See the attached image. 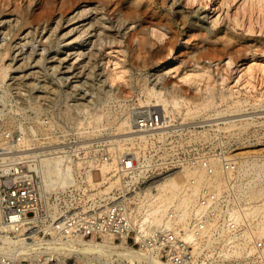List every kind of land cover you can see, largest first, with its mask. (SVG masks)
<instances>
[{
	"label": "built area",
	"instance_id": "obj_1",
	"mask_svg": "<svg viewBox=\"0 0 264 264\" xmlns=\"http://www.w3.org/2000/svg\"><path fill=\"white\" fill-rule=\"evenodd\" d=\"M138 106L132 108L134 128L149 133L148 141L142 146L135 142L118 156L112 171V180L117 179L118 185L108 194L100 192L110 180L99 177V167L113 162L115 152L109 143L95 142L90 127L79 131L76 114L61 119L62 129L27 138L15 131L5 136L0 143L1 227L11 237L21 238L24 245L28 243L31 252L20 255L1 249L0 264H63L54 247L79 235L124 239L126 244L174 264H218L236 251L242 253L237 260H253L255 249L258 262L264 259V233L254 227L251 209L241 204V191L234 184L235 177L240 180L242 174L232 149L217 137L205 141L202 125L176 124L175 118L168 121L159 106ZM51 111L45 113L46 119ZM195 130L197 140L178 142ZM53 155L65 157L73 167L72 175L64 185L49 182L45 188L42 161ZM188 170L201 171L207 177L218 173L221 192L209 185L196 189V179L190 177L183 194L194 202L186 209L161 207V219L148 218L155 205L151 202H155L156 184ZM244 177L246 183L252 179L251 175ZM72 258L64 264H70Z\"/></svg>",
	"mask_w": 264,
	"mask_h": 264
},
{
	"label": "bare ground",
	"instance_id": "obj_2",
	"mask_svg": "<svg viewBox=\"0 0 264 264\" xmlns=\"http://www.w3.org/2000/svg\"><path fill=\"white\" fill-rule=\"evenodd\" d=\"M15 0H0V13L6 12L7 14H15L14 18L3 19L1 23L3 26L9 27L8 32L6 35H10V38L13 35H18V32L22 30L28 23L32 21L30 18V11H31V1L29 0L23 3L22 6L18 7H10V4H13ZM75 1V0H74ZM73 1V2H74ZM102 4V8H105L106 11L108 8L112 10L111 14L115 12L122 14L120 19L118 18L115 22H112L110 27L108 26L107 29L115 28L117 31L124 32L129 28L131 23L135 22L136 18L144 19L146 18V9L142 4V0H98ZM183 4L186 5L188 8L195 7L196 5L204 6L209 13H213L215 16L213 19V27H219L223 24H228L232 29V34L234 37L244 38V39H252L253 37H261L264 36V0H182ZM44 6L48 7L53 12L64 11L66 8L70 7L72 4L71 0H43ZM15 4V3H14ZM98 9V8H97ZM149 12V11H148ZM17 13H19L17 15ZM153 12L152 15H154ZM159 14L156 12V15ZM155 16V15H154ZM84 17L83 11L77 12L72 17H58L56 21L55 27H48L46 23L43 25V29H35L36 31H29L27 33L28 38H25V42L20 44L17 48L18 55H14L12 57V61L18 60L19 55H27L24 57V62L17 66L14 71H22L24 67H27L32 64L33 60L35 59L34 55L37 49L34 47L35 40L38 37H41V41L43 38V31L48 29L50 31L49 39L52 42L53 39L57 38V30L63 27L64 23L72 22L76 19H81ZM157 17V16H156ZM175 18V17H174ZM165 19V18H164ZM177 20V19H176ZM78 21V20H77ZM167 21L166 23L157 22L152 23L147 27L146 32L143 33L144 39L146 41H153L154 44L159 45V48H163L167 43L171 42V38L173 36H177L179 34V30L174 27L173 21L169 14H167ZM178 22V21H177ZM103 21L100 22L98 19H93L86 24H81V26H76L70 28L65 35L67 34H76L77 41H82L84 37L86 40L95 37L94 44L97 46L101 45L98 43L102 39H106V37L110 36L106 32V28L103 25ZM180 23L182 26H185L188 22L186 20H181ZM37 26V25H36ZM164 27L170 31H166ZM39 27V25H38ZM41 27V26H40ZM200 27V26H199ZM196 36L199 38L206 37L207 33L205 29L200 27L197 29ZM95 31L94 34L92 32ZM128 32V31H127ZM126 32V33H127ZM137 32V31H136ZM131 33V32H130ZM133 33V34H132ZM131 34L136 37L135 32ZM30 34V35H29ZM5 35V36H6ZM139 35V34H138ZM33 36V37H32ZM106 36V37H105ZM32 37V38H31ZM134 37V38H135ZM138 37V36H137ZM232 37V36H231ZM233 38V37H232ZM35 39V40H34ZM225 39V37H224ZM264 39V38H260ZM91 40V39H90ZM142 40V38H141ZM87 42V41H86ZM224 45L221 47L219 46H211L209 50L206 52L207 55H220L226 54L229 55L227 61L223 64L225 68H229L231 71H234V76L231 77L232 80L235 81L234 85H240L242 83L253 86V82L259 81L264 83V62L258 61L259 53L264 54V50L261 48L259 52L253 50V47H250L251 51V59L246 63L238 64V56H235L233 51L240 52L242 48L239 47L236 50H233V43L230 39L223 41ZM240 42V41H239ZM141 43V41H140ZM139 43V44H140ZM237 43V42H236ZM143 44V41H142ZM146 43H144L145 45ZM256 44V43H255ZM261 44V43H260ZM44 49L47 50L49 46L47 44H42ZM240 45V43H239ZM16 46V45H15ZM142 46V45H141ZM237 46V45H236ZM241 46H244L241 44ZM262 46V45H260ZM14 47V46H13ZM28 47V48H27ZM257 47V45H256ZM11 44H6L3 48H0V83L4 82L5 79L9 76V72L12 69V65L10 63H5V59L7 56L11 55ZM31 48L30 51L28 49ZM143 48V46L141 47ZM171 48V47H170ZM208 49V48H207ZM98 50V49H97ZM77 52V51H76ZM245 52V51H244ZM87 54L83 49H80L78 55H85ZM247 54V53H246ZM94 53H91V56ZM246 55L243 54L242 57ZM249 56V57H250ZM213 56H209L211 58ZM237 57V58H236ZM44 54L40 56L34 66H40L44 62ZM247 58V57H246ZM245 58V59H246ZM205 59V58H204ZM60 61V65H56L53 69V73H56L58 70H61V65L64 59H57ZM95 64V63H94ZM221 64V63H220ZM116 69L117 71H102L99 73L101 77H105L102 81L107 85L110 86L111 89L108 93L110 98H115V100L119 101L120 95L115 90L112 91L114 85L120 81H126L127 77L131 76V83L134 81V77L131 74L126 73V69H122L118 62H116ZM221 66V65H220ZM29 68V67H28ZM90 68V67H89ZM88 68V70H89ZM95 66H92L90 69L91 73H94ZM114 68V69H115ZM22 69V70H21ZM45 72L40 74V71H33L29 73H23L22 75L12 76L11 79L14 81L13 84L17 85L16 89H20V87H29L35 89L39 92H45L46 84H41L42 82H47L44 78H48V70L44 69ZM221 70V69H220ZM75 69H72V66L68 67L67 70L64 72L72 73ZM85 70L81 68L79 71L75 73L74 76L70 77V75L66 77H60L63 83L67 81H72L75 77H83L85 75ZM86 74V73H85ZM128 74V75H127ZM88 75L91 77L90 73ZM165 75L159 74L156 75L155 78L147 84L146 78L142 80H135L136 82L142 81L144 85L140 91H138L139 95V106L138 107H148V106H159L162 108L163 112L165 113L168 121L173 120L176 118L177 110L176 108H180L186 105L193 114H199L200 111L206 109V105L213 102L214 93L208 95V100L206 103H191L186 100L183 96H180L174 92H166L162 86L159 84L161 83L162 79ZM89 77V78H90ZM213 77V74L208 65L200 63L195 64V68L191 69L189 73H185L183 75V79L187 81H191L194 83H198L199 80H209ZM71 78V79H70ZM88 78V79H89ZM134 78V79H133ZM137 78V77H136ZM228 77L222 75V82L226 81ZM28 79H33V82L27 83ZM146 81V82H145ZM9 84V86L12 85ZM128 83V82H127ZM118 84V83H117ZM152 84V85H151ZM49 85V84H47ZM232 85V86H234ZM244 85V84H243ZM19 86V87H18ZM81 85L75 84L72 85L71 93H77L80 91ZM115 87V86H114ZM237 87V86H236ZM53 88V87H52ZM234 88V87H233ZM232 87L229 89V96L234 97L239 93L238 89H233ZM15 89V88H14ZM27 89V88H26ZM116 89V88H115ZM166 89V88H165ZM254 89V88H253ZM70 90V89H69ZM47 91V90H46ZM51 91V90H49ZM134 92V91H133ZM47 96V95H46ZM45 96V97H46ZM87 96H92V93H87ZM35 97V96H34ZM43 97L42 95L40 96ZM48 97V96H47ZM85 96H81L80 98H84ZM220 97L223 99L225 96L223 92L220 93ZM237 97V96H235ZM36 98V97H35ZM39 95L37 96V99ZM37 99H27V103H19L17 100L10 99L9 96L1 95L0 96V139H1V131L6 128H18L20 131H15L17 135H20V138H27L29 136L37 135L38 132H47L50 130L62 129V124H59V116L56 113L48 115V119L44 116V108L39 100ZM34 100V101H33ZM42 100V99H41ZM40 100V101H41ZM88 101H93L90 98L87 99ZM110 100V99H109ZM114 100V99H113ZM88 102L89 104L91 103ZM116 102V101H115ZM249 100L247 98H236L228 107L226 111L229 113H234L236 111L245 110L246 106L248 105ZM101 106L91 107L88 112L85 114L87 118H81V121L87 119L85 122L84 127H90L91 133H102L108 132V135H103L102 137L95 138V142H107L112 147V151L115 152L113 162L103 163L99 167L101 171V176L103 180L109 179L108 184L105 185L101 189V193H111L112 189L118 185V180H112L115 163L118 161V156L126 153L133 145L138 143L140 146L144 145L143 143L148 141L149 133H144L141 131H137L134 128V117H133V105L129 107L127 104L120 102L118 109H113L108 104L106 105L105 102ZM111 103V102H110ZM77 104V103H76ZM260 104V103H259ZM137 105V104H136ZM113 106V105H112ZM253 107H256L254 103H252ZM86 108V107H85ZM89 108V106H88ZM52 109V108H51ZM48 110V109H47ZM87 111V109H85ZM49 111V110H48ZM57 111V110H56ZM52 112V111H51ZM67 112V111H66ZM81 112V111H80ZM59 113V112H58ZM223 113V110H218L216 115H220ZM81 114V113H80ZM77 116H82V115ZM83 114L84 116H86ZM62 115V114H61ZM66 115V114H65ZM62 115V116H65ZM67 116V115H66ZM65 117L60 118L65 119ZM77 116L74 117V120L77 119ZM178 117V116H177ZM82 121V122H83ZM62 123V122H61ZM254 123V120L237 123L236 120L230 119L224 122L223 127H219V129H238L239 134L243 131L247 130V127ZM77 125V124H76ZM80 126L82 124H79ZM77 125V128H81ZM169 125H173L170 123ZM113 131H111V130ZM110 130V131H109ZM8 131V130H6ZM5 131V132H6ZM80 131V129H79ZM12 132V131H10ZM4 133V132H3ZM9 132L6 133V135ZM203 135L206 137L208 134L207 129L202 131ZM197 131L190 132L186 138H178V142L182 143L192 142L190 140V136L196 135ZM4 135V134H3ZM5 136V135H4ZM22 136V137H21ZM109 141H108V140ZM3 140V139H2ZM2 140L0 142L2 143ZM107 140V141H106ZM4 142V141H3ZM57 147V146H56ZM249 152H239L233 154L235 158L238 157L242 160L239 161L240 169H241V177L240 180L238 177L235 179V186L239 188L241 191L239 199L243 206L247 204V209H251L249 213L253 217L254 227L261 228V233H264V151L256 153L254 155H248ZM54 154V153H53ZM47 155V154H44ZM44 169L41 175V181L45 188L49 184V182H60L61 185L65 184L66 177H70L72 172H70L73 167L71 164L65 160V157L62 155H53V156H45L43 157ZM92 167L94 163L91 164ZM65 167L68 169L66 170ZM246 175H251L252 179L249 183H246ZM90 176V173L88 174ZM190 177H194L196 179L195 188L198 189L203 185H209L216 187L218 191L221 192L222 190V179L221 176L216 173L212 177H207L203 172L196 171V170H188L184 173L183 176H171L156 184L157 191L153 195L155 197V202H151L155 205L152 207V212L148 218L153 220L161 219L160 208L161 207H171L175 209H186L190 203L194 202L193 197H189L183 194L185 182ZM101 183V182H99ZM98 185V184H97ZM151 193H147L146 195H150ZM143 195V194H142ZM251 204V206L249 205ZM3 215L0 212V251L1 249H5V251H18L19 254H29L31 251L29 249L28 243L23 244L24 241L21 238H13L11 237L6 230L1 227L3 225ZM61 245H56L54 247L55 252L59 255H62V261L67 260L70 257L76 258L80 263L79 264H174L170 261L164 260L161 256H157L155 253L147 252L144 249L136 248L126 244L125 240H115L112 236L103 235L101 238H96L95 236L86 238L84 236H74V237H67L62 240ZM254 249V248H252ZM227 257H238L241 256V251H236L233 254H226ZM233 262H226L222 261L218 264H264L262 263H255L253 260H247L241 262L240 260L230 259ZM243 261V260H242ZM264 261V260H263Z\"/></svg>",
	"mask_w": 264,
	"mask_h": 264
},
{
	"label": "rangeland",
	"instance_id": "obj_3",
	"mask_svg": "<svg viewBox=\"0 0 264 264\" xmlns=\"http://www.w3.org/2000/svg\"><path fill=\"white\" fill-rule=\"evenodd\" d=\"M71 1L72 4L70 5V7L66 8V10H64L63 12H53L48 7H46V5L44 6L43 0H32L31 5H33L31 6L30 11V18L32 19V21L28 23L22 30H20L18 32V35H13L11 38L10 35H6L9 27L3 26L1 20L14 18L16 15H10L6 12L0 13V48H3V46H5L6 44H11V55L6 57L5 63H10L13 66L11 71L9 72V76L5 79L4 82L0 83V96L6 95L7 97L9 96L10 99L12 98V100H17L19 103L25 104L27 103V99H37V96L39 95V98L37 100H39L42 106H45L44 114L48 112V110L50 111L51 108L52 112L50 114L56 113L61 117H65L66 115V117H68L71 112L73 114H76V116L81 113L80 115L82 116H77V119L75 120L77 125L82 124L81 126L79 125L81 127L78 128L79 130L85 126V122L87 121V119H84V121L82 120V122L81 118H87L88 113L87 115L85 113L88 112L91 107L93 108L95 106H101L103 104L101 102H105V104H108V106H110L111 108L114 107L113 109H118L120 102L127 104L129 107H132L136 104L139 105L138 91H140V89H142L144 85H142V81L136 82L135 80H142V78H146L147 84H150V82L153 80V78L156 77V75L163 74L165 76L159 85L162 86L167 93L174 92L180 96H183L191 103H206L208 100V95L212 92L214 93V101L207 104L206 109H203L197 115L193 114L190 111V109L186 106L187 104L180 108H176L177 110H175L174 112H177V114L175 115L176 121H174V123L184 124V126H186L187 124L195 123L194 126L202 125L207 130H214L212 133H208L206 137L203 135L205 141L207 139L212 140L217 137L220 139V143L222 145H224L223 143H226V145H228L232 149L233 154L239 152H249L248 155H254L256 153L264 151V83L261 84L260 80H255V83L253 82L252 87L250 85L248 86L245 83L234 85L235 81L231 79V77L235 74L234 71H231L229 68H225V66L223 65L227 61L229 55L220 54L218 56L206 54V52L209 50V47L213 45L219 46L220 44L221 45L219 47H221L222 45H224L223 41L230 39L233 43V47H231L233 50H236L239 47L242 48V51L238 52V54L235 51L232 52L235 56H238V64H241L242 62L246 63L251 59V51L249 49L250 47H253L254 51L257 50V53L259 52V50H261V48L264 50V39H260L261 37L264 38V36L253 37L252 39H238V37H234V34H232V29L226 23L217 28L213 27V19L215 16L213 15V13H209V11H207L204 6L196 5L195 7H193V9L188 8L183 4L182 0H142V4L146 9V18H136L135 22L131 23V25H129V28L125 30L124 33L123 31H117V29H115L114 27L111 28V30L110 28L107 29L108 26L110 27L112 22H115L118 18L120 19V17H122V14L117 12L111 14L112 10L108 8L106 11L105 8H102V4L98 0ZM25 2L26 0H15V4H10V7H12L11 9H13L14 6H22ZM81 11H83L84 17L81 19H76L75 22H65L63 27L57 30L56 33L58 37L53 39L52 42L47 39L50 31H47L48 29H45L43 31L44 35L42 41L41 37H38L36 40L34 39L36 41L34 43V47L37 49V51L34 55L35 59L33 60L32 64L24 67L27 69H21L22 71H14L17 66L21 65L24 62V57L27 55V53H25L24 55H19L18 60L12 61V57L14 55H18L19 50L17 48L20 46V44L25 42V38H28L27 33L29 31H36L35 29H37V31L39 29L42 30L43 25H45L46 23L48 24L49 28L52 27L53 29L56 25L55 20H57L58 17L62 16L69 18L77 12ZM153 12H155V16L152 15ZM156 12H158L159 14L156 15ZM18 14L19 13H17V15ZM167 14L170 15L173 21L172 25L176 27L180 32L179 34L177 33V36H173L171 38L170 43H167L163 48H159V45L154 44L153 41H146V39H144V37L142 36L143 33L146 32L147 27L150 24L157 22H168ZM93 19H98L100 22L103 21L104 23L102 26L106 28V33L110 35L108 37L105 36L106 39L104 38L98 42L101 43V45L96 46L94 44V40L96 39L94 36L87 40L86 37H84L82 41H77L76 34L72 33L65 35V33L70 28L81 26V24H86ZM181 20H186L188 23L185 26H182V24L180 23ZM199 26L205 29V32L207 33L206 37L198 38L195 35L198 31L197 29L200 28ZM163 28L167 32L169 31L167 27L163 26ZM130 32H135L136 37L133 36V33L131 34ZM94 33L95 31L92 32V34ZM144 43L146 44L144 45ZM42 44H47V46H49L47 50L44 49ZM241 44H243L244 46H241ZM141 45L143 46V48H141ZM80 49H83L87 54L79 56L78 52L80 51ZM30 50L31 48L28 49V51ZM91 53H94V55L91 56ZM42 54H44L45 57L43 64H41L40 66H34L37 59L42 56ZM243 54H245L246 56L242 57ZM257 55L258 61L264 62V54L259 53ZM209 56L213 57L209 58ZM57 59H64V61L61 62V70H58L56 73L52 74L55 66L60 65V61H58ZM116 62L119 63L122 69L127 70L126 73L129 72L128 74L133 75V77L135 78H133L134 81L132 83L130 80V76L127 77V80L125 82L120 81L117 82L118 84L116 83V85H114L115 87L113 86L112 91H119V101H117L118 99L115 100V98H110L108 96L107 92H110L109 89L111 88L102 81L105 77H101V75H99V73L102 71H117L118 68H115L118 67L116 66ZM199 62H202V64H206L209 66L213 77L209 80H199L198 83L184 80L182 78L183 75H185V73H189L191 69H194L195 64ZM70 66H72V69L74 68L75 71H73L72 73L64 72ZM92 66L96 67L94 73L90 72ZM81 68L85 70L86 74L82 73L85 76L78 78L74 77L71 82L67 81L66 83H63L60 80V77L63 76H74L75 73ZM44 69H47L49 72L47 76L48 78L44 76L47 82L45 81L41 83L46 84V88L44 90L45 92H39L29 87L23 88V86L20 87V89H16L17 85L12 83L14 81L13 79H11L12 76H18L22 75L23 73H29L33 71H40V74H43L45 72ZM88 73H90L91 77L88 75ZM222 75L228 77L224 82H222L221 80ZM33 81V79H28L26 82L30 83ZM11 83L12 85L9 86V84ZM75 84L81 85L79 86L80 91H77V93H71L72 85ZM231 87H234V90L239 88V93L235 95L237 97L229 96V89ZM221 92H223L225 96L223 99L220 97ZM87 93H92L94 97H86ZM41 95L43 96L42 98L40 97ZM81 96L85 97L80 98ZM90 98H94V100L91 101ZM236 98H247L249 100L246 109L236 111L234 113L227 112L226 108ZM47 99L50 102H46ZM87 99L91 101L90 104L88 103L90 101H88ZM54 103H57L58 105H65V107L58 108V106ZM99 103L101 105H99ZM252 103H254L256 107H253ZM85 109H87V111ZM218 110H223V113L220 115H216L215 113H217ZM61 114L66 115L62 116ZM83 114H85L86 116H84ZM61 117H59V121H57L59 124H62L60 122ZM248 118L250 121L254 120V123L250 124L247 127V130L241 132L240 134L238 129H219V127L224 126V122L230 119L236 120L237 123H242L248 121ZM196 123H199L200 125H196ZM219 130L222 134V137H224L223 140L221 136L219 137V134L217 132ZM10 131L20 130L18 128H4V133L1 131L2 135L0 140L3 139L2 142L6 140V133ZM39 133L41 132H38V134ZM93 135L95 138H99L103 135L107 136L108 132L103 131L102 133H96ZM197 138V134L190 136L191 141L197 140ZM241 158L238 159L237 157L235 159L240 161L242 160ZM96 176H98V174H96ZM258 255L259 253L255 249L252 254L253 262H258ZM227 258L228 261L226 262H233L230 259L236 260V258L233 256ZM263 260L259 261L258 263L264 262ZM240 261L244 262L247 260ZM69 263L79 264L80 262L76 258H72Z\"/></svg>",
	"mask_w": 264,
	"mask_h": 264
}]
</instances>
